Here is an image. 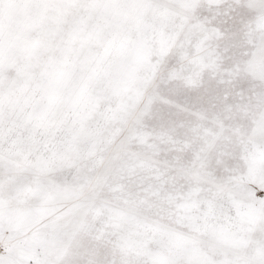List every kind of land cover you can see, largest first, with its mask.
Wrapping results in <instances>:
<instances>
[{"label": "snow or ice", "instance_id": "1", "mask_svg": "<svg viewBox=\"0 0 264 264\" xmlns=\"http://www.w3.org/2000/svg\"><path fill=\"white\" fill-rule=\"evenodd\" d=\"M0 264H264V0H0Z\"/></svg>", "mask_w": 264, "mask_h": 264}]
</instances>
